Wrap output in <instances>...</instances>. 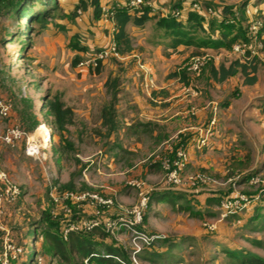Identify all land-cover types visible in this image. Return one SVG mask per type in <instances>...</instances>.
I'll use <instances>...</instances> for the list:
<instances>
[{"label": "rangeland", "instance_id": "374dc122", "mask_svg": "<svg viewBox=\"0 0 264 264\" xmlns=\"http://www.w3.org/2000/svg\"><path fill=\"white\" fill-rule=\"evenodd\" d=\"M81 1L91 7L89 0H57L45 26L33 23L27 36L16 35L21 22L12 14L5 16L0 12V96L13 103L11 117H0V168L20 192L12 201L0 200V257L6 254L9 264H26L34 247L37 264H45L47 257L42 254L41 234L47 226L42 221L45 215L57 222L59 229L69 225L84 227L93 220L96 205L76 199L80 193L112 197L113 203L103 209L102 218L131 217L128 212L139 202L138 190L130 185L136 181L143 183L149 196L153 192L176 191L190 201L187 207L180 209L155 200L148 205V198L143 209L145 218L138 227L133 230L120 227L108 234L130 255L146 247L149 240L158 239L151 251L162 253L163 257L155 261L139 259L138 264H230L223 252L229 247L248 250L264 259V225L256 222L248 225L251 213L245 210L238 212L242 213L239 217L230 214L223 219L220 215L221 198L237 193H244L251 200L247 209L264 206L263 148L259 147L257 156L253 148H243L237 143L226 149L208 147L205 151L209 152V162L196 165L190 162L188 155L182 173L185 186L182 189L166 187L162 168L149 173L147 167L155 162L161 165V160L169 156L175 146L157 148L151 139L138 133L131 135L136 122L130 129H124V119L131 122L126 115L129 99L125 97L122 102L118 99L119 129L116 132L107 135L101 125L100 110L110 99L104 84L108 78L118 79L116 88L120 91L134 58H108L100 64L99 72L77 68L78 60L97 50L102 46L100 39L108 36V29L104 28L107 20L100 18L102 23L99 24L92 15H86L88 8L82 10ZM236 1H239L236 5H240L243 0L229 2ZM152 2L156 20L165 18L169 7L164 1ZM246 5L253 7L248 0ZM39 8L34 3V11ZM254 10L262 23L263 14L259 9ZM156 23L155 28L159 29ZM54 98L71 108L75 122L61 134L51 130L52 144L47 149L40 145L38 126L46 120L43 103ZM23 112L29 117L22 115ZM13 123L25 135L11 147L2 142V136ZM27 137L39 145L38 155H26ZM3 191L0 183V192ZM66 193H72L73 197H66ZM209 193L220 197L218 205L207 204ZM235 219L239 221L236 223ZM207 225H212L214 230L210 232ZM32 229L38 233L36 242L30 236ZM141 234L149 240H144ZM162 238L169 241L163 243L159 240ZM169 243L176 246L167 249Z\"/></svg>", "mask_w": 264, "mask_h": 264}, {"label": "crops", "instance_id": "0c3cea01", "mask_svg": "<svg viewBox=\"0 0 264 264\" xmlns=\"http://www.w3.org/2000/svg\"><path fill=\"white\" fill-rule=\"evenodd\" d=\"M128 1L100 0V5L110 6ZM162 1L168 8L172 0H158V2ZM208 1L218 5L232 4L229 1L234 0H225L224 3L220 0ZM248 1L264 16V0ZM238 2L233 4L236 5ZM187 5L188 0H183L182 7L186 8ZM154 6L152 3L151 18L142 26L128 23L125 27L132 50L120 54L118 59L127 60L130 57L134 59L130 65L131 72L119 87L118 92L120 102L125 97L129 99L130 107L126 110V115L131 122L125 118L124 129H130L132 123L136 122L130 131L131 135L141 134L151 139L157 148L171 149L172 146L183 141L187 147L190 162L195 165L202 161L209 162V152L205 151L208 147L226 149L237 143L243 148H253L257 151V156L259 147L263 148L261 152L264 154V108L262 107L264 105V47L255 55L248 53L247 57H243L224 48L215 50L184 44L173 46V36L166 33L164 29L155 28L157 14L155 8L153 9ZM85 14L92 15V8H88ZM162 15L164 16L165 13ZM184 17L186 16L182 13L183 22L186 21ZM204 17L202 22L204 32L190 33L196 43L207 34H211L209 22L211 20L215 22L209 15ZM97 21L99 24L102 23L101 19ZM104 24V28L108 29V36L100 39L101 45L106 44L113 37L112 23L107 21ZM218 34V30L215 29L211 36L217 37ZM262 38L264 45V29ZM196 56L207 57L202 70L198 73L189 69L191 58ZM249 59L256 63V70L251 74L245 76L239 68H236L233 75L223 80H219V76L215 77L212 74V70H217L221 65L227 67L232 61L245 64ZM172 72H176L177 75L169 76ZM183 72L186 77L182 76ZM211 121L214 123L210 124ZM147 123L148 127L142 126ZM203 138L206 140V147L202 152L198 142ZM245 153L247 154L248 151L246 150ZM210 196L216 197L209 193L208 197ZM252 208L253 206H250L246 212L250 213Z\"/></svg>", "mask_w": 264, "mask_h": 264}, {"label": "trees", "instance_id": "16d2710c", "mask_svg": "<svg viewBox=\"0 0 264 264\" xmlns=\"http://www.w3.org/2000/svg\"><path fill=\"white\" fill-rule=\"evenodd\" d=\"M183 0H172L169 3L168 15L165 18L157 20V26L164 29L166 33L172 35L173 46L179 44L184 45H196L198 47L212 48L215 50L224 48L226 50H232V46L240 41L247 40V18L245 16L244 9L246 7V1L243 0L240 5L226 4L225 0H220L224 4L209 3L208 0H188V7H182ZM37 3L40 8L34 11L33 5ZM197 3L201 7V11L198 12L191 8L192 4ZM57 0H0V12L2 15H13L15 20L21 22V29L16 35L27 36L28 32L32 29L33 23L45 26L48 18H51V10L56 8ZM52 5L51 8H46ZM89 5L92 8V17L95 20H99L102 15L100 0H89ZM114 5V4H113ZM116 8L112 21L114 24V31L112 33L113 40L116 43V48L119 54H125L132 50V44L129 39V35L125 30L128 23H133L137 26H142L147 20L151 18V7L145 6L140 10H130L129 7L123 4ZM81 9L86 10L88 4L81 1ZM211 9L214 14L210 15L206 10ZM179 12L180 15L175 13ZM184 14L186 21L183 22L181 14ZM204 15H209L213 20L209 22L211 28V34L213 30H218V36L213 37L211 34H207L204 38L200 39L198 43L190 33L204 30L202 29V22L204 21ZM264 29V20L260 31ZM1 31V29H0ZM15 35V36H16ZM24 41V40H22ZM82 59V58H80ZM79 59V60H80ZM78 60V62H79ZM77 62V63H78ZM101 65L96 68H92L89 71L99 72ZM236 68H239L243 75H248L256 70V63L254 60H247L246 63L239 64L237 61H232L227 67L220 66L217 70L213 71V76H219V80H223L227 76H231L236 72ZM202 70V67L201 69ZM199 70V71H200ZM198 71V72H199ZM197 72V73H198ZM176 72L170 73L169 76H176ZM183 77H186L185 73H182ZM118 79L112 81L108 78L104 84L107 94L110 99L107 104L102 106L100 110L101 125L106 129L107 135L116 132L119 129V121L117 115V102L118 92L116 88ZM115 87V88H114ZM264 108V105L262 106ZM42 108L46 110L44 118L45 122L56 134H61L67 126L74 124V114L70 107L66 106L62 101L57 98L51 99L47 103H43ZM13 109V103H12ZM25 117L29 115L25 112L21 113ZM38 122L36 121L35 124ZM41 123V122H40ZM39 123V124H40ZM142 126L148 127L149 124H143ZM183 144L180 141L175 147ZM148 171L154 173L159 171L161 165L159 163H151L148 165ZM104 197H107L104 195ZM220 197H208L207 204L218 205ZM223 198V197H222ZM221 198V199H222ZM152 200L156 202H166L172 207L179 206L183 209L188 206V201L185 195L176 191L170 192H153L150 193L148 205ZM96 211L93 213V218L98 220L99 224L91 229H85L84 227H78L77 230L69 231L66 239L63 238V229H59L58 223L51 220L49 215H45L42 221L47 226L41 231L43 236L42 254L47 257L45 264H135L132 260L133 254H128L121 246L116 242L104 229L103 222L107 218H102L101 214L106 206H97ZM246 211V210H245ZM245 213V212H244ZM251 215L247 219L248 225L252 222L263 226L264 225V206H258L255 209L253 206ZM242 213H233V216L239 217ZM121 215L108 218L116 219ZM231 216V215H230ZM229 216V217H230ZM145 216L142 217V220ZM236 223L238 219L234 220ZM135 227H138L135 226ZM30 236L34 242L38 239V233L35 229L30 231ZM163 243H167L169 239H159ZM158 239L149 240L146 247L138 250L134 253L136 260L149 259L158 260L163 257L162 253H156L151 251ZM170 244V243H169ZM176 243L167 246V249L175 247ZM225 255L230 260V264H264V259L256 254L251 253L248 250L243 249H231L226 248ZM36 250L33 247L26 264H37ZM56 260V263H54ZM138 264V262H137Z\"/></svg>", "mask_w": 264, "mask_h": 264}, {"label": "built area", "instance_id": "2783aa9c", "mask_svg": "<svg viewBox=\"0 0 264 264\" xmlns=\"http://www.w3.org/2000/svg\"><path fill=\"white\" fill-rule=\"evenodd\" d=\"M152 0H129L128 2L124 3L130 10H140L142 7L149 6L152 7ZM119 4L115 5H103L101 7L102 15L101 18L105 19L112 23V33L114 31V24L112 21V17L116 11V8L119 7ZM191 8L198 12L201 11V7L199 4L194 3L192 4ZM210 15H213L214 12L211 9L206 10ZM80 12V11H78ZM245 16L247 18V40H240L236 42L232 46V51L238 55L243 57H247V54L255 55L258 51L262 50L263 45V38L262 32L260 28L262 23L258 18L253 7L246 5L245 9ZM176 15H180L179 12L175 13ZM108 58H120V54L117 51L116 43L113 40V37L110 40L98 47L97 50L92 51L89 56L84 57L79 60L77 63V68L81 70H90L92 68H96L99 64L103 63ZM207 60L206 56H196L191 58L189 63V69L192 72L197 73L201 67L203 66L204 62ZM12 115V101L9 98H4L0 96V117L2 119H9ZM214 122L211 121L210 124ZM42 128L43 132L41 133V146L50 149L52 144L51 139V129L47 126V124L42 121L38 129ZM24 132L21 128L16 124H10L5 133L2 136V142L7 146H15L24 136ZM25 153L28 156L38 155L39 154V145H35L31 138L26 139L25 141ZM199 148H203L206 146V140L203 138L198 142ZM188 163V154L187 149L184 144H180L171 151L169 156H165L161 160V168L163 170V184L166 187L182 189L185 186V178L182 176L183 170ZM251 180L255 182L256 180L252 177ZM0 183L4 186V191L0 192V200L12 201L16 199L20 192L18 187L11 181L9 175L0 168ZM130 185L136 188L139 192V202L138 206L131 209L128 213L131 214V217H125L123 215L119 216L116 219L107 218L103 222L104 229L107 233H113L116 229L120 227H124L128 230H133L135 226L139 225L142 221L143 217V209L147 206V200L149 198V191H146L143 183L141 182H131ZM66 197L70 196L73 197L72 193H66ZM76 199L81 201H90L94 203L96 206H106L110 207L113 203L112 197H104L99 195V193H80L76 197ZM251 204V200L248 196L244 193H237L232 196L223 197L220 201V208H221V217L227 218L230 214L238 213L243 210H246L247 207ZM1 213V211H0ZM99 224L98 220L93 219L89 223L84 224L85 229H91L94 226ZM78 226L76 225H69L68 227L63 229V238L66 239L67 233L69 231L77 230ZM207 229L211 232L214 230L212 225H207ZM142 238L146 241L149 240L148 237L142 235ZM139 250V249H138ZM137 250V251H138ZM135 250V252H137ZM132 260L135 264H137V260L133 254ZM0 264H9L8 257L3 255L0 257Z\"/></svg>", "mask_w": 264, "mask_h": 264}, {"label": "bare ground", "instance_id": "6f19581e", "mask_svg": "<svg viewBox=\"0 0 264 264\" xmlns=\"http://www.w3.org/2000/svg\"><path fill=\"white\" fill-rule=\"evenodd\" d=\"M38 131H39L40 133H42V132H43L42 128H40Z\"/></svg>", "mask_w": 264, "mask_h": 264}]
</instances>
